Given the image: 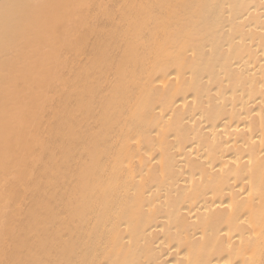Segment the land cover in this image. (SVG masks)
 Wrapping results in <instances>:
<instances>
[{"label":"bare ground","instance_id":"6f19581e","mask_svg":"<svg viewBox=\"0 0 264 264\" xmlns=\"http://www.w3.org/2000/svg\"><path fill=\"white\" fill-rule=\"evenodd\" d=\"M0 264H264V0H0Z\"/></svg>","mask_w":264,"mask_h":264},{"label":"rangeland","instance_id":"374dc122","mask_svg":"<svg viewBox=\"0 0 264 264\" xmlns=\"http://www.w3.org/2000/svg\"><path fill=\"white\" fill-rule=\"evenodd\" d=\"M66 33H68L67 30H66ZM62 40L63 41H66V36H65V39L60 37L59 41L62 42ZM59 53H60V55L62 56V58L64 60L69 59V57H70V51H68L65 46L64 47L63 46L61 47ZM13 68H14V66H13ZM48 110L49 111H47V115H48V120H49V116H50L49 112H50L51 109H48ZM51 113H52V110H51ZM47 125H48V123H47Z\"/></svg>","mask_w":264,"mask_h":264}]
</instances>
